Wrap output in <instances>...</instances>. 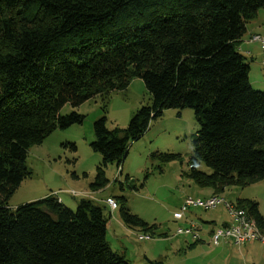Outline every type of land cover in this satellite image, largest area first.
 <instances>
[{
  "label": "trees",
  "instance_id": "trees-1",
  "mask_svg": "<svg viewBox=\"0 0 264 264\" xmlns=\"http://www.w3.org/2000/svg\"><path fill=\"white\" fill-rule=\"evenodd\" d=\"M263 7L264 0H0V264H132L110 247L108 217L92 200L70 209L54 194L14 208L8 199L31 174L29 147L83 122L75 110L60 113L65 103L105 102L134 77L149 103L122 130L108 129L105 115L92 123L89 145L101 155L93 190L107 183L106 165L119 166L128 143L167 108L193 110L198 129L187 175L211 195L263 179L264 91L252 88L237 49ZM234 205L263 229L257 202ZM120 213L125 224L149 229L123 206Z\"/></svg>",
  "mask_w": 264,
  "mask_h": 264
},
{
  "label": "rangeland",
  "instance_id": "rangeland-1",
  "mask_svg": "<svg viewBox=\"0 0 264 264\" xmlns=\"http://www.w3.org/2000/svg\"><path fill=\"white\" fill-rule=\"evenodd\" d=\"M256 15L246 24L237 49L249 67L248 80L252 88L264 91V53L259 42L248 37V34L264 35V7ZM147 103L149 95L138 77L132 78L125 89L111 92L105 102L95 96L74 108L65 103L60 113L75 110L84 115L83 122L64 129L55 128L40 144L29 147L25 162L31 174L20 182L8 199V205L15 207L54 194L61 197L68 208L75 209L80 198H88L108 217L106 240L109 245L120 252L126 248V260L135 262L132 264H264V243L259 240L239 245L228 240L218 246L208 241L207 235L206 240L201 235V245L188 235L176 233L178 227H187L190 220L198 229L199 224H209L211 220L220 226L229 219L224 202L211 209L190 207L182 219L173 217L185 198H204L212 192L211 187L187 175L192 140L198 129L191 108L164 109L159 117L150 120L138 139L128 143L126 156L119 166L114 162L106 165L107 183L95 190L90 187L101 161V155L89 145L94 139L93 121L105 115L108 129L122 130L132 114ZM67 143H73L76 149ZM154 152L178 154L179 158L163 162L151 156ZM196 168L210 172L202 162L197 163ZM220 196L232 204L243 198L254 200L264 217V178L246 186H225ZM107 198L115 201L114 209H110L113 206L107 204ZM121 206L142 219L149 229L125 224ZM261 233L264 235V227ZM143 235L148 238L140 239Z\"/></svg>",
  "mask_w": 264,
  "mask_h": 264
},
{
  "label": "built area",
  "instance_id": "built-area-1",
  "mask_svg": "<svg viewBox=\"0 0 264 264\" xmlns=\"http://www.w3.org/2000/svg\"><path fill=\"white\" fill-rule=\"evenodd\" d=\"M249 40L258 41L259 47L261 51L264 53V35L252 34L249 36ZM107 204L112 207L110 209H114V200L112 198L106 199ZM224 202L229 215V223L227 225L218 226V230H212L210 234V242L213 245H218L221 242H228V240L232 241L235 245H239L246 241L255 240L253 235L251 234V229H246L242 224L241 219H232L231 211H233V207L230 205L229 201H225L224 198H214V197H206V198H185L184 202L180 206L178 211L173 213V217L176 219H180L183 217L184 213L190 207H197L201 209H211L215 207L218 203ZM188 206V207H187ZM187 207L185 210L184 208ZM178 234H189L194 240L201 242L200 236L198 234V229L196 224L192 221H189L187 227H178L176 230ZM141 238H148V235H143ZM264 243V235L262 234V240H259Z\"/></svg>",
  "mask_w": 264,
  "mask_h": 264
},
{
  "label": "bare ground",
  "instance_id": "bare-ground-1",
  "mask_svg": "<svg viewBox=\"0 0 264 264\" xmlns=\"http://www.w3.org/2000/svg\"><path fill=\"white\" fill-rule=\"evenodd\" d=\"M208 197L214 198H223L219 195H210ZM230 203V202H229ZM233 207V211H231V218L232 219H241L242 224L245 226L246 229H251V234L253 235L255 240H262V233L256 226L254 220H252L247 213H245L242 209H238L234 204L230 203ZM116 204L114 201V208ZM212 230H218V226L213 228Z\"/></svg>",
  "mask_w": 264,
  "mask_h": 264
},
{
  "label": "crops",
  "instance_id": "crops-1",
  "mask_svg": "<svg viewBox=\"0 0 264 264\" xmlns=\"http://www.w3.org/2000/svg\"><path fill=\"white\" fill-rule=\"evenodd\" d=\"M257 16V15H256ZM248 23V22H247ZM246 23V24H247ZM246 32V31H245ZM258 35V34H257ZM260 35V34H259ZM250 36V34H248V37ZM244 37V35L242 36V38ZM212 194V192H210L207 196H205L204 198H206V197H208V196H210ZM59 200L60 201H62V199H61V197H59ZM11 208H14V207H11ZM185 215V214H184ZM184 215H183V217H184ZM177 220H179V219H177ZM204 222V221H203ZM207 222V221H206ZM228 224L229 223V219L226 221H223L220 225H224V224ZM218 224L216 223V221L214 222L213 220H211L210 222H209V224L207 223V224H205V225H201V224H199V227H198V234H199V236H200V239H201V235H202V237L204 238H207L206 237V235L208 236V241H210V232L212 231V229L215 227V226H217ZM205 233V234H204ZM181 235V234H180ZM183 235H188L189 237H190V239H192L193 240V242H195V243H198V242H196L189 234H183ZM204 238V239H205ZM202 240V239H201ZM206 240V239H205ZM204 240V241H205ZM203 242V241H202ZM109 243V242H108ZM110 244V243H109ZM199 244H201V245H203L202 243H199ZM218 246H219V244H218ZM111 247V246H110ZM112 250H113V248H112ZM115 252H118V253H121V254H123L124 255V257L125 258H127L126 257V254H127V252H126V248H124V250L123 251H119V250H117V249H115L114 250ZM132 263H135V262H132Z\"/></svg>",
  "mask_w": 264,
  "mask_h": 264
}]
</instances>
